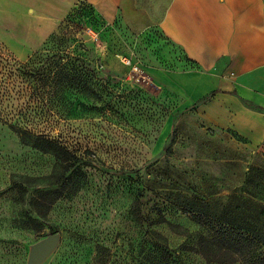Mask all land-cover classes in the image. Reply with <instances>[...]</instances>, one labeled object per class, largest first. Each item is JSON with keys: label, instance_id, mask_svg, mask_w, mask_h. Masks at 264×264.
<instances>
[{"label": "rangeland", "instance_id": "obj_1", "mask_svg": "<svg viewBox=\"0 0 264 264\" xmlns=\"http://www.w3.org/2000/svg\"><path fill=\"white\" fill-rule=\"evenodd\" d=\"M170 51L160 32L124 31L85 4L25 61L0 44V264H26L55 233L43 264H207L199 236L221 218L251 224L247 264H264V158L149 80ZM18 130L64 146L84 176Z\"/></svg>", "mask_w": 264, "mask_h": 264}, {"label": "crops", "instance_id": "obj_2", "mask_svg": "<svg viewBox=\"0 0 264 264\" xmlns=\"http://www.w3.org/2000/svg\"><path fill=\"white\" fill-rule=\"evenodd\" d=\"M79 4L124 31L160 32L171 65L149 80L264 158V0H0V44L25 61Z\"/></svg>", "mask_w": 264, "mask_h": 264}, {"label": "trees", "instance_id": "obj_3", "mask_svg": "<svg viewBox=\"0 0 264 264\" xmlns=\"http://www.w3.org/2000/svg\"><path fill=\"white\" fill-rule=\"evenodd\" d=\"M17 133L23 144L43 153L51 154L64 172L70 175L84 176L82 168L86 165L80 163L58 142L24 130H18ZM79 188L80 186L76 185L74 192H77ZM243 202L247 203V201ZM262 211L264 216V210ZM190 212L194 214L196 222L202 226V212L200 210H191ZM213 222H211L212 229L209 230L212 233L208 237L199 236L200 253L207 264H234L236 261L232 260L233 255L239 257L240 260L243 259V262L247 264L250 261L249 247L253 244L254 239L251 224L240 218L214 219Z\"/></svg>", "mask_w": 264, "mask_h": 264}, {"label": "water", "instance_id": "obj_4", "mask_svg": "<svg viewBox=\"0 0 264 264\" xmlns=\"http://www.w3.org/2000/svg\"><path fill=\"white\" fill-rule=\"evenodd\" d=\"M59 240V234L55 233L29 246L26 264H43L57 248Z\"/></svg>", "mask_w": 264, "mask_h": 264}]
</instances>
